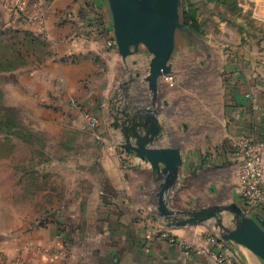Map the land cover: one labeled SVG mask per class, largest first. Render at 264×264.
<instances>
[{
    "label": "crops",
    "instance_id": "obj_1",
    "mask_svg": "<svg viewBox=\"0 0 264 264\" xmlns=\"http://www.w3.org/2000/svg\"><path fill=\"white\" fill-rule=\"evenodd\" d=\"M36 1L29 0L27 15H17L8 0H0V35L43 41L48 48L40 63L13 73L10 98L32 109L29 115L46 119L47 108L36 111L33 102L49 106L54 101L56 128L65 122L68 126V116L76 110L82 117L90 112L101 124L96 130L85 127L101 133L103 141L99 155L86 158L95 174L81 175L72 167L70 189L54 202H48L47 189L37 197L15 181L9 180L6 189L2 184L0 264H214L209 256H188L160 237L156 196L160 182L147 160L121 147L127 132L146 122L144 111L154 108L151 115L161 137L151 147L181 150L179 186L187 189L191 181L199 182L200 188L214 171L219 175L200 196L216 198L227 189L229 203L242 206L239 145H262L264 166V0H233L231 9L221 0H181L183 21L185 12L194 11L199 26L195 32L205 45L177 33L172 60L175 84L167 77L160 79L154 107L144 81L151 59L147 51L127 63L109 51L108 36L86 23L89 0L45 3L43 27L31 20ZM101 1L108 16L110 8ZM136 74L139 77L132 80ZM43 122L48 129L55 124ZM78 162L73 156L64 161ZM227 172L230 186L223 176ZM177 194L170 197L172 203L179 199ZM200 229L192 226L173 233L201 243ZM226 245L239 264H264L252 251L233 242ZM65 246L66 254L60 256Z\"/></svg>",
    "mask_w": 264,
    "mask_h": 264
},
{
    "label": "rangeland",
    "instance_id": "obj_2",
    "mask_svg": "<svg viewBox=\"0 0 264 264\" xmlns=\"http://www.w3.org/2000/svg\"><path fill=\"white\" fill-rule=\"evenodd\" d=\"M51 3L53 0H46ZM108 4V0H106ZM104 2L101 0H89L85 14L86 23L89 28L105 33L108 38L114 34V22L111 12L105 15ZM110 10V9H109ZM182 14V11H181ZM20 15V14H17ZM85 23V22H84ZM2 32H7L6 30ZM2 34V33H1ZM7 35H0V187L6 189L8 181H15L20 184L21 189L26 187L31 191L32 195L40 194V191L47 189L49 192L48 202H54L60 195H66V190L70 189L72 184V167H74L81 175H86L88 172H93L94 165L90 164L91 159L99 155L102 148L101 142L103 135L101 133H94L88 130L85 126V120L82 113L72 111L67 119L68 126L59 124L58 117L55 115L56 107L54 101L48 106V102H33L34 110L38 108H47L49 111L48 118L37 117L29 115V110L25 109L23 103H17L11 100L14 90L10 84L14 81V72L21 69V66L34 67L42 59H45L48 54L43 41L30 40L23 42L22 37L13 39L8 33ZM55 123L51 129L45 128L44 122ZM45 129H44V128ZM65 127L66 129H61ZM78 127L77 129L74 128ZM61 129V130H60ZM67 143V144H64ZM122 151L126 150L121 147ZM70 156L79 158L77 164H65ZM42 160V162H41ZM57 160V161H56ZM206 182L202 183L199 188V182H187L188 188L184 189L179 186V182L174 188L171 196L178 192L179 199L172 203L169 199V210L175 212H188L195 209L209 207L211 203H222L215 205H230L229 190H225L226 194L220 195L216 198L209 196H200L206 192V185L212 183L213 179L219 175L217 172L211 171L207 174ZM230 173H223L227 177V186ZM94 179L95 176H92ZM62 188V189H61ZM179 188V189H178ZM181 188V189H180ZM229 189V188H228ZM60 191L62 193H60ZM69 193V191H68ZM184 198L185 201H182ZM236 204V203H234ZM173 205V206H172ZM181 217L182 214H178ZM160 219V216H159ZM162 221L161 228H168L173 230H180L183 228H169ZM165 221V220H164ZM236 215L232 212L225 211L220 215V220H213L204 224L195 225L200 227L203 234L214 233L219 235L224 233L226 229H231L235 226ZM216 224L218 226L216 227ZM187 226L184 228H190ZM160 235V234H159ZM220 236V235H219ZM161 237V236H160ZM221 238V237H220ZM242 246V245H240ZM243 247V246H242ZM65 256L66 246L62 247ZM245 248V247H244ZM247 249V248H246ZM61 251V250H60ZM233 253V252H232ZM236 255L235 253H233ZM236 258L238 256H235ZM15 264H20L16 262Z\"/></svg>",
    "mask_w": 264,
    "mask_h": 264
},
{
    "label": "water",
    "instance_id": "obj_3",
    "mask_svg": "<svg viewBox=\"0 0 264 264\" xmlns=\"http://www.w3.org/2000/svg\"><path fill=\"white\" fill-rule=\"evenodd\" d=\"M108 4L114 22L117 51L123 62L127 63L143 50L151 56L144 81L148 84L151 106L154 107L158 102L160 79L174 75L172 60L177 33L183 32L198 44L205 43L194 29L185 27L181 0H108ZM133 64L137 65L138 61ZM138 77L139 74H136L132 80ZM153 110L148 108L144 111L146 122L135 124L127 132L122 147L129 154H135L151 164L155 179L160 182L156 193L160 218L169 228H184L220 220V215L225 211L232 212L236 215L235 226L224 233L220 232L221 239L242 245L264 260V228L256 219L248 216L242 206L233 203L188 212L169 210V199L182 174L184 157L180 149L151 147L161 137V128L156 125L155 116L151 115ZM124 121L128 122L127 119Z\"/></svg>",
    "mask_w": 264,
    "mask_h": 264
},
{
    "label": "built area",
    "instance_id": "obj_4",
    "mask_svg": "<svg viewBox=\"0 0 264 264\" xmlns=\"http://www.w3.org/2000/svg\"><path fill=\"white\" fill-rule=\"evenodd\" d=\"M39 0L35 2V14L31 16L32 22H37L44 26L46 19V10ZM10 10L16 14L27 15L29 0H8ZM106 47L115 55H119L117 51V43L114 34L111 35L106 42ZM169 83L174 86V76L167 77ZM84 120L91 130H96L101 119L90 113L84 112ZM243 155V159L237 166L238 173V189L242 200V207L245 208L248 216L256 219L261 226L264 225V166L262 160V145H250L243 142L239 145ZM263 227V226H262ZM158 234L169 244L179 246L186 255H207L214 264H239L235 255L227 248V242L223 241L219 235L207 233L201 235V243H193L181 238L173 233V229L160 228ZM60 254H64L62 248Z\"/></svg>",
    "mask_w": 264,
    "mask_h": 264
},
{
    "label": "trees",
    "instance_id": "obj_5",
    "mask_svg": "<svg viewBox=\"0 0 264 264\" xmlns=\"http://www.w3.org/2000/svg\"><path fill=\"white\" fill-rule=\"evenodd\" d=\"M221 1H223L225 4H227V7L229 9L233 8V2H234L233 0H221ZM194 14H195L194 11L184 13V25H185V27L192 28L194 30L199 31V26L195 20ZM262 226L264 228V225H262Z\"/></svg>",
    "mask_w": 264,
    "mask_h": 264
}]
</instances>
